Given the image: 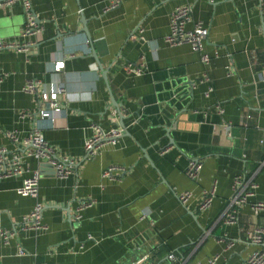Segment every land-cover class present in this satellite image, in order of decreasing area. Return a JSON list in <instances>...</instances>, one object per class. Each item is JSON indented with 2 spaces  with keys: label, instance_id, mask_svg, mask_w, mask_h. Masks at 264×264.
<instances>
[{
  "label": "crops",
  "instance_id": "obj_1",
  "mask_svg": "<svg viewBox=\"0 0 264 264\" xmlns=\"http://www.w3.org/2000/svg\"><path fill=\"white\" fill-rule=\"evenodd\" d=\"M29 1L41 27L34 49L0 50V146L22 151L3 132L22 136L33 125L75 167L59 177L45 161L24 156L21 175L0 178V226L14 230L6 243L0 239V264H134L144 255L148 260L140 264H167L169 252L188 262L216 255L218 264H240L254 250L264 255V244L245 235L264 225V211L253 213L250 206L264 201V28L257 0H121L108 10L109 0ZM185 2L192 20L208 28L204 52H218L206 65L187 44L163 40L169 12ZM22 22L18 4L1 7L0 39L17 38ZM56 61L63 68L53 72ZM138 62V74L125 68ZM27 78L43 86L61 83L68 93L54 121L34 117L38 106L21 89ZM201 112L205 123L192 114ZM176 119L181 127L169 131L174 146H168L164 128ZM91 124L102 130L115 124L121 135L83 160ZM189 159L200 163L194 180L184 174ZM109 165L126 172L100 178ZM32 171L38 173L36 199L17 195L21 178ZM240 171L254 175L255 187L236 224L223 225L217 218ZM210 188L208 207L196 210L202 190ZM184 190L191 196L181 204L176 194ZM87 197L93 204L77 224L68 222L67 211ZM35 201L43 229H20ZM18 247L24 255L16 254Z\"/></svg>",
  "mask_w": 264,
  "mask_h": 264
},
{
  "label": "built area",
  "instance_id": "obj_2",
  "mask_svg": "<svg viewBox=\"0 0 264 264\" xmlns=\"http://www.w3.org/2000/svg\"><path fill=\"white\" fill-rule=\"evenodd\" d=\"M121 0H109L104 10L112 9L120 4ZM18 4L21 8L23 22L17 38L0 39V50H12L16 52L29 53L36 45V35L41 31V27L35 17L29 0H0L1 7H12ZM257 7L261 15V25L264 28V0H257ZM191 5L187 2L175 6L168 14L167 32L163 40L168 45L187 44L190 49L199 54L201 63L206 65L212 57H217L218 52L214 50L211 55L204 52V44L207 39L208 28L200 21H193L191 17ZM141 38V37H140ZM228 61L225 65L226 74L233 73L234 67L230 60V55L225 54ZM143 64L127 63L125 68L132 73L141 72ZM63 68V61H56L52 66L53 72H58ZM3 73L0 72V79ZM201 79L209 82V77L203 72ZM21 89L30 94L38 108L34 114L36 120L48 119L54 121L55 115L65 111L68 101V93L65 91L61 83L47 84L43 86L39 80L27 78ZM212 89L207 88V92ZM217 112L221 109L216 106ZM115 113L116 110L113 108ZM115 122V119L113 120ZM240 125L244 124L240 119ZM92 134L85 139L83 143V159H90L105 143H113L121 135V130L116 128L115 124L108 130H102L98 125H90ZM3 135L12 143L15 149L21 148L22 151L8 152L3 146H0V178H8L21 175L24 172L23 157L31 156L36 161H45L48 163L56 176L64 177L73 170L74 161L66 155H58L54 148L43 138L40 130L31 125L27 132L19 136L15 131L5 130ZM200 163L197 160L189 159L184 169V174L190 180L196 178ZM126 172V168L122 166L109 165L100 172V178L118 179ZM38 173L32 171L29 175L23 176L19 185L15 189V193L23 197H31L36 199L38 187ZM255 187L254 175H246L244 171L236 173L230 184V195L225 201L224 207L220 212L217 220L223 225L236 224L240 207L248 202ZM191 196V192L184 190L176 194L177 200L184 204ZM213 197V189L202 190V199L198 201L196 210H204L208 207ZM94 200L87 197L79 200L70 216V221L77 224L81 218V212L91 206ZM253 213L264 211V201H253L250 203ZM42 206L38 202H34L31 209L23 215L19 222L20 229H32L40 231L43 225L40 222ZM143 217V215H141ZM14 235V230L4 229L0 226V239L3 243ZM248 241L254 245L264 244V225H256L245 231ZM87 239H91L87 235ZM231 244V243H229ZM17 255H24L25 251L18 247ZM148 257L144 255L134 264L145 262ZM167 264H218L217 256L213 255L203 261L188 262L184 257H178L174 252L166 254ZM240 264H264V255L261 250L251 252Z\"/></svg>",
  "mask_w": 264,
  "mask_h": 264
},
{
  "label": "water",
  "instance_id": "obj_3",
  "mask_svg": "<svg viewBox=\"0 0 264 264\" xmlns=\"http://www.w3.org/2000/svg\"><path fill=\"white\" fill-rule=\"evenodd\" d=\"M79 22H80L82 25H84V18H83L82 15H80V17H79ZM83 30L85 31V28H83ZM88 41H89V40H88ZM91 55H92V57L94 58L95 63L98 65V68H99V70H100L101 77H102L103 81L106 83V79H105V71L101 69V67H100V65H99V63H98V61H97V59H96V56H95V54H94L93 51L91 52ZM110 103H111V107L114 108V109L116 110V112L118 113V115H120V113H119V109H118V106H117L116 102H114V101L110 98ZM181 111H182V112H185L184 110H181ZM192 114H193V116H197V117H198V120H197L196 122H199V123H205V122H206V119H205L204 114H203L202 112H201V113H192ZM179 123H180L179 120L176 119V120L171 121V125H169L168 127H165V128H164L165 136L168 137V146H174L173 139L170 138V136H168L169 131H170V130H178V129L181 127V125H179ZM119 126L121 127V125H119ZM83 160H84V159H83ZM81 161H82V160H81ZM73 167H75V163L73 164ZM191 215L193 216V214H191ZM67 217H68V219H67L68 222H70V216H69V212H68V211H67ZM139 259H140V257H139V258H136L135 261H134V263H135L137 260H139Z\"/></svg>",
  "mask_w": 264,
  "mask_h": 264
}]
</instances>
